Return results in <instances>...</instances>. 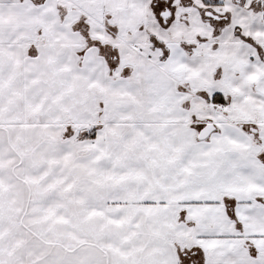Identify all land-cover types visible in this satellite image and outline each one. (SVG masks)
Listing matches in <instances>:
<instances>
[{"label": "snow or ice", "instance_id": "1", "mask_svg": "<svg viewBox=\"0 0 264 264\" xmlns=\"http://www.w3.org/2000/svg\"><path fill=\"white\" fill-rule=\"evenodd\" d=\"M0 264H264V0H0Z\"/></svg>", "mask_w": 264, "mask_h": 264}]
</instances>
